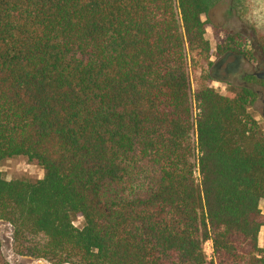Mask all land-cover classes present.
<instances>
[{
	"label": "trees",
	"instance_id": "16d2710c",
	"mask_svg": "<svg viewBox=\"0 0 264 264\" xmlns=\"http://www.w3.org/2000/svg\"><path fill=\"white\" fill-rule=\"evenodd\" d=\"M214 1L0 0V219L17 254L264 264L258 92L212 85ZM18 156L44 176L7 179Z\"/></svg>",
	"mask_w": 264,
	"mask_h": 264
},
{
	"label": "rangeland",
	"instance_id": "374dc122",
	"mask_svg": "<svg viewBox=\"0 0 264 264\" xmlns=\"http://www.w3.org/2000/svg\"><path fill=\"white\" fill-rule=\"evenodd\" d=\"M203 18L207 21V38L213 50V64L209 69L212 85L222 94L246 84L253 87L258 94L249 111L264 126V87L259 80H247L249 75L258 79L264 76V57L257 39L259 30L264 27V0H215ZM217 44L221 45L219 51ZM2 170L9 180L21 177L35 180L44 176V169L25 156L4 160ZM260 205L264 212V199ZM75 224L82 227L83 219H77ZM12 233V225L0 219V245L11 264H54L17 254L13 250ZM259 243L264 247V227ZM206 251L212 255L211 242L206 244Z\"/></svg>",
	"mask_w": 264,
	"mask_h": 264
}]
</instances>
